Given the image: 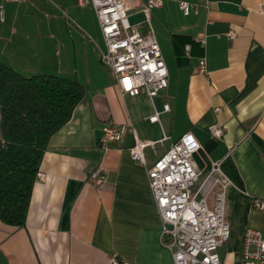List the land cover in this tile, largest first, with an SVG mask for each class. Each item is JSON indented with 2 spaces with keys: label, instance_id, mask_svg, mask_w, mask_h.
Segmentation results:
<instances>
[{
  "label": "crops",
  "instance_id": "obj_1",
  "mask_svg": "<svg viewBox=\"0 0 264 264\" xmlns=\"http://www.w3.org/2000/svg\"><path fill=\"white\" fill-rule=\"evenodd\" d=\"M162 1L147 15V0L125 1L129 23L153 31L168 70L167 88L150 100L122 95L103 65L105 43L89 2L0 0V64L24 77L73 79L84 90L49 138L24 226L0 222V264H173L146 169L186 132L200 145L191 159L200 184L213 163L230 181L222 264L241 263L245 229L264 235V211L253 206L264 202V0ZM179 2L191 5L188 15ZM106 126L124 133L103 149ZM137 141L154 142L143 148V163L129 155ZM96 168L105 189L90 182Z\"/></svg>",
  "mask_w": 264,
  "mask_h": 264
},
{
  "label": "built area",
  "instance_id": "obj_2",
  "mask_svg": "<svg viewBox=\"0 0 264 264\" xmlns=\"http://www.w3.org/2000/svg\"><path fill=\"white\" fill-rule=\"evenodd\" d=\"M126 0H78L80 5L88 2L105 43L101 53L103 65L110 71L122 95L135 97L144 95L153 100L168 86V70L159 44L148 28L141 32L138 26L129 23ZM162 0H147L144 12L161 7ZM184 15L191 11L187 2H179ZM264 11V6H262ZM3 8L0 5V14ZM187 52L189 46H186ZM198 72L205 73L206 61L201 58ZM169 110L168 104L163 111ZM155 111L148 120L158 121ZM214 137H222L218 126L209 128ZM123 129L106 126L102 130L98 144L107 149L123 137ZM154 146V142L137 141L129 150L130 158L143 163L142 150ZM200 145L195 137L184 133L154 164L146 169L148 186L162 223V236L169 242L173 264H222L219 250L230 239V226L226 219V199L230 181L222 174L219 163H213L204 182L198 186L199 178L192 165V157ZM37 173V180L42 179ZM94 187L107 188L105 173L96 168L90 173ZM253 206L264 211V202L253 201ZM112 264H128L117 258ZM240 264H264V235L256 229L247 228L243 232Z\"/></svg>",
  "mask_w": 264,
  "mask_h": 264
},
{
  "label": "trees",
  "instance_id": "obj_3",
  "mask_svg": "<svg viewBox=\"0 0 264 264\" xmlns=\"http://www.w3.org/2000/svg\"><path fill=\"white\" fill-rule=\"evenodd\" d=\"M84 94L73 79L24 77L0 64V222L22 227L49 138Z\"/></svg>",
  "mask_w": 264,
  "mask_h": 264
},
{
  "label": "rangeland",
  "instance_id": "obj_4",
  "mask_svg": "<svg viewBox=\"0 0 264 264\" xmlns=\"http://www.w3.org/2000/svg\"><path fill=\"white\" fill-rule=\"evenodd\" d=\"M127 15H128V12H127ZM201 183V179H199L196 183V186H198L199 184Z\"/></svg>",
  "mask_w": 264,
  "mask_h": 264
}]
</instances>
